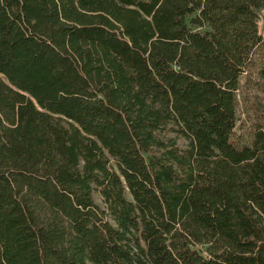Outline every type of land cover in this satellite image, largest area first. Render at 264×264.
<instances>
[{"label":"trees","instance_id":"trees-1","mask_svg":"<svg viewBox=\"0 0 264 264\" xmlns=\"http://www.w3.org/2000/svg\"><path fill=\"white\" fill-rule=\"evenodd\" d=\"M259 10L0 0V264H264Z\"/></svg>","mask_w":264,"mask_h":264},{"label":"rangeland","instance_id":"rangeland-1","mask_svg":"<svg viewBox=\"0 0 264 264\" xmlns=\"http://www.w3.org/2000/svg\"><path fill=\"white\" fill-rule=\"evenodd\" d=\"M206 14H204V12H197L195 15L189 18L190 27L194 31H205V30L210 29L211 23L209 19L207 20ZM254 16H255L256 30L259 34H262L263 25H264V10H259L257 12L255 11ZM256 16H257V23H256ZM254 118H255V115L248 109V107L244 108L241 104L237 112V120H238L237 131L238 133L244 134L252 125ZM199 249L202 251L203 255H206L207 253H210L218 249V247L216 245L202 246V247H199Z\"/></svg>","mask_w":264,"mask_h":264}]
</instances>
